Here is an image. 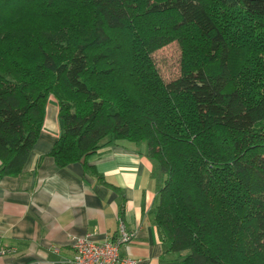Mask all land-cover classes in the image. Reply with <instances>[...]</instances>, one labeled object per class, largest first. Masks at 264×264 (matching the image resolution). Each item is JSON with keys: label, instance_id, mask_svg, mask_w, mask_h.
<instances>
[{"label": "trees", "instance_id": "obj_1", "mask_svg": "<svg viewBox=\"0 0 264 264\" xmlns=\"http://www.w3.org/2000/svg\"><path fill=\"white\" fill-rule=\"evenodd\" d=\"M172 41L188 56L170 83L147 58L119 59ZM232 54L264 55V0H0L3 174L20 172L52 97L59 167L145 145L175 264H264V73L237 83Z\"/></svg>", "mask_w": 264, "mask_h": 264}, {"label": "crops", "instance_id": "obj_2", "mask_svg": "<svg viewBox=\"0 0 264 264\" xmlns=\"http://www.w3.org/2000/svg\"><path fill=\"white\" fill-rule=\"evenodd\" d=\"M58 114L49 97L38 140L19 173L4 175L0 163V247L14 250L0 256V264H63L74 254V239L103 242L119 220L135 235L122 256L136 264H175L154 223L162 179L145 145H108L59 167L50 156L62 135Z\"/></svg>", "mask_w": 264, "mask_h": 264}, {"label": "rangeland", "instance_id": "obj_3", "mask_svg": "<svg viewBox=\"0 0 264 264\" xmlns=\"http://www.w3.org/2000/svg\"><path fill=\"white\" fill-rule=\"evenodd\" d=\"M254 37L255 36H252L249 39V43L254 42ZM201 42L199 40H196L195 38L192 41L195 46H199ZM141 47L142 46H138V48L134 50L133 54L129 53V49H127L126 51L120 50L119 59L132 60V55L137 58H147L151 62L157 75L166 84L176 80L180 76L181 62H183V57L187 58L188 54H185V50L182 48V45L179 42L172 41L162 47L153 49L149 54L145 51V49L141 51ZM109 48H111V45L102 47L97 51V53L99 51L108 52ZM250 59L251 60L249 61V63H245L244 58L241 54H232L231 56L230 69L233 76L235 77V80L239 84L243 83L240 81V77L241 75H244L246 71L248 75L247 82L249 77L251 78L250 82L256 81L257 78L261 77L258 76V73H264L262 72L261 68V65H264V55L253 54ZM185 63L187 64V61H185Z\"/></svg>", "mask_w": 264, "mask_h": 264}, {"label": "built area", "instance_id": "obj_4", "mask_svg": "<svg viewBox=\"0 0 264 264\" xmlns=\"http://www.w3.org/2000/svg\"><path fill=\"white\" fill-rule=\"evenodd\" d=\"M124 223L119 220L114 236L103 242H94L87 235L72 242L73 256L63 264H136V261L122 256L120 250L134 239ZM14 250L0 247V256L12 254Z\"/></svg>", "mask_w": 264, "mask_h": 264}]
</instances>
